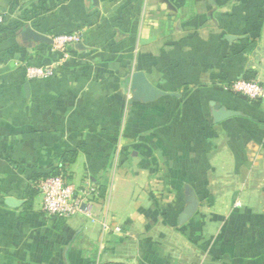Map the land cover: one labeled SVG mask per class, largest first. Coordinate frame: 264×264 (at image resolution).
<instances>
[{
  "label": "crops",
  "instance_id": "crops-1",
  "mask_svg": "<svg viewBox=\"0 0 264 264\" xmlns=\"http://www.w3.org/2000/svg\"><path fill=\"white\" fill-rule=\"evenodd\" d=\"M0 16V264H264V108L231 90L264 85V0H0ZM46 60L55 76L27 80ZM54 174L95 192L81 213L42 211Z\"/></svg>",
  "mask_w": 264,
  "mask_h": 264
},
{
  "label": "built area",
  "instance_id": "built-area-1",
  "mask_svg": "<svg viewBox=\"0 0 264 264\" xmlns=\"http://www.w3.org/2000/svg\"><path fill=\"white\" fill-rule=\"evenodd\" d=\"M2 22L3 18L0 16V24ZM54 41L64 48L78 42L79 36L62 35L54 38ZM25 72L29 81L49 80L55 76L53 67L45 65H29L25 68ZM231 90L234 94L258 103L264 108V85L258 81L239 80L231 84ZM37 189L42 198V211L58 219H69L81 213L83 205L91 200L95 193L89 188L73 186L65 175L42 179ZM107 229L104 225V230ZM120 232V228L115 229V233Z\"/></svg>",
  "mask_w": 264,
  "mask_h": 264
},
{
  "label": "water",
  "instance_id": "water-1",
  "mask_svg": "<svg viewBox=\"0 0 264 264\" xmlns=\"http://www.w3.org/2000/svg\"><path fill=\"white\" fill-rule=\"evenodd\" d=\"M27 36L30 38H33L35 41L37 42H41L44 44H54V40L44 36L42 34H39L31 29L27 30ZM45 66H50L51 62L49 60H46L44 62ZM139 78L142 79L141 75L137 76L135 75V80H140ZM134 87L136 86V81L134 82ZM140 90L142 92V94H144L145 96H152L154 97L157 94V91L155 90V88H153L150 84H148L146 81H143L140 85ZM235 115L233 112H225L223 111L221 108H217V113L214 115L216 118L217 122H221L223 121L225 118L229 117V116H233ZM6 204L11 207V208H16L17 206L21 205V202L14 199V198H8L6 200ZM198 206L197 201L194 199L193 195L191 194L188 200V207L186 208L185 212L182 214L181 216V222H185L186 220H188L196 211Z\"/></svg>",
  "mask_w": 264,
  "mask_h": 264
},
{
  "label": "trees",
  "instance_id": "trees-1",
  "mask_svg": "<svg viewBox=\"0 0 264 264\" xmlns=\"http://www.w3.org/2000/svg\"><path fill=\"white\" fill-rule=\"evenodd\" d=\"M63 174H54V175H51V176H47V177H45V178H49V177H57V176H62ZM44 178V179H45ZM29 194H32V192L31 191H29ZM30 204H28V206H29ZM30 207V206H29Z\"/></svg>",
  "mask_w": 264,
  "mask_h": 264
}]
</instances>
